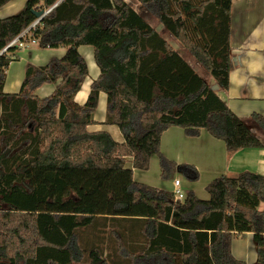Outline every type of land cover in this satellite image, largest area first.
I'll use <instances>...</instances> for the list:
<instances>
[{
  "label": "trees",
  "instance_id": "obj_1",
  "mask_svg": "<svg viewBox=\"0 0 264 264\" xmlns=\"http://www.w3.org/2000/svg\"><path fill=\"white\" fill-rule=\"evenodd\" d=\"M11 0H0V8ZM208 72L229 89L233 0H134ZM43 49L66 48L44 67L28 66L18 94L4 92L12 47L0 57V264H245L231 253L235 236L252 233L257 264H264V177H219L210 199L137 183L133 167L148 170L160 159L162 178L199 172L161 152V137L180 127L189 137L206 130L230 153L262 148L171 43L125 0H28L0 19V51L36 19ZM94 49L101 71L86 104L75 97L89 75L79 48ZM58 84L40 98L36 91ZM101 93L107 94L108 132L90 133ZM252 120L264 130V117ZM122 228L128 233H124ZM143 232L139 248L133 229ZM112 250V252H107Z\"/></svg>",
  "mask_w": 264,
  "mask_h": 264
},
{
  "label": "crops",
  "instance_id": "obj_2",
  "mask_svg": "<svg viewBox=\"0 0 264 264\" xmlns=\"http://www.w3.org/2000/svg\"><path fill=\"white\" fill-rule=\"evenodd\" d=\"M27 1L11 0L0 8V19L21 12ZM169 42L179 53L185 50L179 42L175 40ZM175 43L178 44L177 48ZM230 46L232 68L229 75V89L223 91L213 82H207L204 76L202 78L229 109L241 118L260 139L264 140V130L252 120L254 114L264 117V0H233ZM15 47L17 51L12 53L14 60L6 71L4 92L7 94H18L21 91L28 66L44 67L51 60L62 59L67 52L66 48L43 49L38 43H32L27 39H25L24 47ZM39 49L49 51L47 58H45V52H40ZM79 52L87 61L89 75L76 95L75 102L84 105L88 100L91 85L100 77L101 71L95 62L92 47H80ZM42 56H44L45 65H39V58ZM57 86L58 84H46L38 89L35 95L42 99L47 98L55 92ZM107 100V94L101 93L94 113L95 124L89 126L88 131L90 133L108 132L117 143H124L125 139L120 129L117 126L105 124ZM161 152L177 165L195 167L199 172L198 180L189 182L182 176L180 170H177L169 181L163 180L160 159L154 155L150 159L148 170L136 169L133 167L132 158L127 160L126 167L133 170L135 182L173 193L175 180H180L181 188L186 195L188 192H193L199 199L207 201L210 195L206 188L219 177L235 179L248 174L264 177V147L247 148L230 153L223 141L215 139L204 129L198 136L189 137L180 127L169 128L161 137ZM261 209H264V205ZM122 229L124 233H128L126 229L130 230V228ZM133 231L132 247L139 248L144 244L142 243L143 232L137 228ZM231 253L240 262L257 264L258 253L254 235L247 232L235 236L231 244Z\"/></svg>",
  "mask_w": 264,
  "mask_h": 264
},
{
  "label": "rangeland",
  "instance_id": "obj_3",
  "mask_svg": "<svg viewBox=\"0 0 264 264\" xmlns=\"http://www.w3.org/2000/svg\"><path fill=\"white\" fill-rule=\"evenodd\" d=\"M126 2L130 3L133 8L139 12L143 18L154 28L156 29L162 37H164L166 40L168 41H173L174 39L168 34L167 31H165L162 27V25L155 19V17L150 14L149 12H147L145 9H143V7L136 1L134 0H125ZM176 45V48L178 46L177 43H175ZM40 52H45V58H47V52L49 51H45V50H42V49H39ZM180 54L182 55V57L184 58V60L192 67L195 69V71H197V73L202 77L204 76L205 79H207L206 81L207 82H213L214 84H216L215 80L211 77V75L206 72L203 68H201V66L188 54L187 51L183 50L180 52ZM44 56L40 57L39 58V65H45L46 62L44 61ZM217 85V84H216ZM182 173V172H181ZM182 176L188 180L189 182H194V181H190L187 176H185L183 173H182ZM165 180V179H163ZM166 181H169V180H166ZM184 191V190H183ZM186 194V193H185ZM107 252H112V250H107Z\"/></svg>",
  "mask_w": 264,
  "mask_h": 264
},
{
  "label": "built area",
  "instance_id": "obj_4",
  "mask_svg": "<svg viewBox=\"0 0 264 264\" xmlns=\"http://www.w3.org/2000/svg\"><path fill=\"white\" fill-rule=\"evenodd\" d=\"M49 13V11H46L43 16L40 18H37L25 31H23L19 36H17L7 47H5L3 50L0 51V57L3 54H8L10 48L19 46L24 47L25 45V39L30 40L32 43H36L35 39L33 38V31H35L41 24L44 17ZM173 195L175 197V200L184 201L186 198V194L181 188V182L180 180H175V188L173 191Z\"/></svg>",
  "mask_w": 264,
  "mask_h": 264
},
{
  "label": "water",
  "instance_id": "obj_5",
  "mask_svg": "<svg viewBox=\"0 0 264 264\" xmlns=\"http://www.w3.org/2000/svg\"><path fill=\"white\" fill-rule=\"evenodd\" d=\"M35 15L37 18H40L41 16L44 15V12H35Z\"/></svg>",
  "mask_w": 264,
  "mask_h": 264
}]
</instances>
